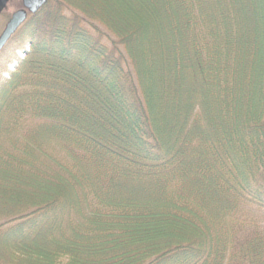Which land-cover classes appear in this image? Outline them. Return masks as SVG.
<instances>
[{"label": "trees", "instance_id": "trees-1", "mask_svg": "<svg viewBox=\"0 0 264 264\" xmlns=\"http://www.w3.org/2000/svg\"><path fill=\"white\" fill-rule=\"evenodd\" d=\"M94 1L107 31L48 0L0 55L38 61L0 100V264H264L226 222L264 209V0Z\"/></svg>", "mask_w": 264, "mask_h": 264}, {"label": "rangeland", "instance_id": "rangeland-1", "mask_svg": "<svg viewBox=\"0 0 264 264\" xmlns=\"http://www.w3.org/2000/svg\"><path fill=\"white\" fill-rule=\"evenodd\" d=\"M71 6L73 7H83L85 3L87 6H92L93 12L90 14H93V16L97 19L100 20V24H96L99 26L101 30H106L105 29V21L107 16L103 14V10L97 9L98 6L94 0H66ZM115 3H117V6H120V3L117 0H114ZM124 2H126L124 0ZM140 0H135V4H139ZM21 3L22 0H11L10 4L8 5L7 9L0 15V35L2 34L7 22L9 21L12 13L16 12L17 9L21 8ZM96 4V6L94 5ZM132 5V4H131ZM128 2L121 7V9L118 11L120 14L125 13L127 17L125 20H127V23L130 19H132L131 22H135L138 20H141L142 22H147L149 20H146L142 15H139L138 13L133 15L134 13L131 10L133 5L131 6ZM116 6V7H117ZM126 7V8H125ZM102 9V8H101ZM106 11V10H104ZM114 12V11H112ZM122 12V13H121ZM148 14H152V8L147 9ZM124 15V14H123ZM259 19H262V16L260 15V12H258ZM116 23V22H115ZM138 23V22H137ZM131 24V23H130ZM105 26V27H104ZM134 26V24H133ZM107 31V30H106ZM149 35L141 41V50L139 49L137 45V50L138 53L140 54L141 57L147 58L146 61L149 67L152 68V63L150 61L149 55L147 56L146 54H149L151 52L150 48H153L154 50L158 49L159 43L162 41H165L162 38L158 39L156 38V33H157V27H154L152 30H149ZM140 42H138L139 44ZM158 45V46H157ZM152 52L155 55H157L158 50ZM26 51H18L14 55L16 56V59H8V55L4 54L2 57H0V100H5L9 94L11 93L12 88L17 85L19 82H21L24 78H26L28 75L32 74L33 72L38 70V65H37V60L32 59V57L25 56ZM13 58V57H12ZM158 59V56H156ZM156 66L158 68V63L155 62ZM166 73H163V76H165ZM165 78H162V80H156L150 82L152 84V87L155 91V94L157 98L161 95V87L162 84H164ZM187 85L182 86L181 88L183 89L182 91L185 93L191 92L190 85L186 83ZM102 88V87H101ZM195 88V87H194ZM193 89V88H192ZM185 96L186 94H183V100L185 101ZM159 108L162 110L164 109V104L162 102L159 104ZM160 110H157V113H159ZM174 117V116H173ZM172 121H174V118H171ZM227 229L231 231V233L235 234V242L243 241L245 239L251 238L253 236H258V235H264V209L258 208L254 205H242L240 207V210L237 212V214L231 218L227 219Z\"/></svg>", "mask_w": 264, "mask_h": 264}, {"label": "water", "instance_id": "water-1", "mask_svg": "<svg viewBox=\"0 0 264 264\" xmlns=\"http://www.w3.org/2000/svg\"><path fill=\"white\" fill-rule=\"evenodd\" d=\"M9 0H0V15L7 9ZM48 3V0H23V9L16 11L0 35V55L13 36L27 21L29 15H36Z\"/></svg>", "mask_w": 264, "mask_h": 264}, {"label": "flooded vegetation", "instance_id": "flooded-vegetation-1", "mask_svg": "<svg viewBox=\"0 0 264 264\" xmlns=\"http://www.w3.org/2000/svg\"><path fill=\"white\" fill-rule=\"evenodd\" d=\"M10 2H11V0H9L8 5L10 4ZM7 7H8V6H7ZM20 9H23V0H22V3H21V8L17 9V11L20 10ZM14 13H15V12H14ZM14 13H12V15H13ZM12 15H11V17H12ZM31 16H32V15H29L28 18L31 17ZM33 16H34V15H33ZM11 17H10V18H11ZM9 20H10V19H9ZM27 20H28V19H27ZM7 23H8V22H7Z\"/></svg>", "mask_w": 264, "mask_h": 264}]
</instances>
